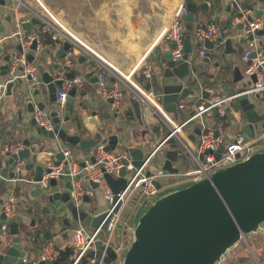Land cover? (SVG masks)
<instances>
[{"label":"crops","instance_id":"obj_1","mask_svg":"<svg viewBox=\"0 0 264 264\" xmlns=\"http://www.w3.org/2000/svg\"><path fill=\"white\" fill-rule=\"evenodd\" d=\"M29 1L33 9H40V5L36 0ZM40 1L66 30L77 37L80 35L83 38V42L91 51L96 53V55L102 56L110 65L123 73L127 79L133 81V83L145 91L153 92L156 99L161 102L160 92L163 69L168 64V54L172 53V49L174 48V42L165 37L162 31L169 23V19L167 20L171 12H169V10L175 9L178 0H169L171 3V5H169V10H166V7L155 5L156 0H67V5H64V3L62 4L63 0ZM195 1L199 4L206 2L209 9L207 11L199 10L195 14L194 21H186L185 19L183 23L184 34L186 35L185 37L190 39L194 48V53H192L191 56L195 55V57H198L197 54L203 47L208 49V53L210 54V60L208 62L209 71L194 74L193 77L198 79V84L194 86L197 90L196 95L189 96L179 101V103L184 104V107L178 106V112H168L177 122H184L193 112L194 107L205 102L209 94L226 95L237 93L243 86V83L250 80L245 72L246 62L243 61L242 58L247 46L246 41L242 40V37L237 36L241 27H233L231 25L232 17L239 12L237 7L235 5H230L228 0ZM216 1L218 2L216 3ZM254 1L255 0H242V3L244 7L253 9V17H258L257 11L264 10V3L260 2L257 7H253ZM160 2L163 3L164 0ZM17 4V1L7 0L0 5V19L5 26V31H3L2 34L5 36L11 35L15 30L17 16H23L25 19H30L29 21L34 19L33 14L24 7H18V13L15 14L12 8L17 7ZM10 11H12V13H10ZM8 17H11V19L8 20ZM262 18H264V14ZM208 22L217 23L221 27L225 37L232 39L230 53L226 52L225 42L219 46L213 45L209 47L205 45V42L200 43L196 41L194 35L196 27L199 24ZM33 28H35L41 36L37 50H32L30 48V51H28V54L33 53L35 55V60L30 63L36 68V77L39 76V73L41 77V72L44 70H48L51 73H59L63 68L65 55L63 57H57V51L63 46L64 42L60 40L57 45L54 44L49 36L50 31L44 23H34ZM3 44H5V47L0 52L1 73V67L6 65L7 68L13 53L21 50L20 41L17 37H9ZM232 49H234L235 52H232ZM7 55H10L9 60H5ZM81 55H85L86 60L80 61ZM91 57L95 58V64L90 62ZM71 60L72 64L69 66V72L74 73V78H79L81 82L78 85H74L77 87L75 96L69 95L67 107L64 109V113L61 114L62 117L65 115L70 116L71 120L63 125L68 126L73 133H75V131H80L83 132L84 137H92L96 130L90 123H83V117H88L90 119H92L91 117H95L97 120H105L102 117L105 114L110 115L107 121L110 127L105 132V135L119 133L122 138L121 143L118 145L119 149H127L128 146L135 145L143 147L145 149L144 152L146 154L148 152L149 154L155 148V145L168 135L170 130L167 123L160 118L158 114L144 107L143 102L142 110L145 114L144 117H146L145 121H139L137 119L133 104V100L137 99V89L124 79L120 80V78L114 76L110 69L97 60L92 53L88 54L85 51L77 49ZM197 62L202 63L203 58L198 57ZM56 64L60 65L58 70H55ZM148 72L151 73L150 77H147ZM99 73H104L109 81H120L124 92V99L123 105L118 111H113L108 101L100 94L98 86ZM40 87L44 88L43 85H40ZM203 90L207 93L205 97L203 96ZM15 92V96L4 97L3 101L0 103V148L4 144L13 143L17 140L23 141L28 148L34 146L39 149V145L43 144V151L31 152L30 154L31 158L34 159L37 164L42 163L43 165L47 157L44 152L53 150L52 147L55 143L58 146L62 142L54 140L46 144L47 141L43 138L41 142L33 140L36 134V127L32 126L29 120L33 117L34 113L32 115L27 113L24 110L23 104L16 105V89ZM47 100L48 99H46V101ZM6 103L8 104L6 105ZM233 103L239 106L237 100ZM20 109H23L22 114H18V110ZM41 110L49 111L47 108ZM116 113L119 114V117H116ZM240 116L243 121L242 113ZM20 117L22 118L20 119ZM205 118L213 123L220 120L215 111H211ZM119 120H122V126L125 129H131L129 133L119 128L117 124ZM236 121L237 122L234 123L232 115L227 116V118L223 120L230 131H234V126L238 123L239 130H241L240 123L242 121ZM79 125L80 127H77ZM197 125L200 124L194 123L187 126L185 130L188 134H191ZM78 128L80 129L78 130ZM199 134L200 132L197 135L196 141L199 138ZM123 139L125 140L122 141ZM177 142L179 145V140H177ZM94 147L95 146H93L90 151L81 149L86 155L80 156L76 152L75 148L77 147L73 146L77 156L81 159L89 157ZM116 149H118V147ZM1 158L3 163L7 159V157L3 156ZM179 159L184 166L190 165L188 157L182 152L179 153L177 161ZM20 161L25 162V160ZM15 165H17V162ZM5 167L6 166L3 165L0 170L1 175H3L2 178L6 179L3 182L4 190H2L0 194V199L4 201L9 194L16 195L19 199L18 213L23 216L19 235L27 250L25 259L31 261L32 264L38 259L40 247L48 240H54L56 244L61 247L62 254L66 253L67 250L68 253L62 260L61 257H59L51 264H55L58 261H60V263L68 261V255L71 250L69 246L71 238L70 229L74 227V224H72L63 231L65 225L62 219L68 216V212L64 210L62 213L57 212L54 214L52 211V204L49 203L47 199H44V193H42L40 197L31 194L33 188L37 185H31V180L35 173L34 168L30 170L22 169L25 175H16L13 177V180H11V177L7 175L8 170H5ZM21 177L24 178V180L20 181L17 179ZM60 189L62 191L65 190V188L62 187H60ZM100 196L99 193V197ZM39 199H41V202L36 201ZM40 205H43V209H41ZM58 205L62 208L66 207H63L61 201L55 202V208L58 207ZM1 206L2 203H0V210ZM56 216L58 218L54 220ZM8 231L9 227L7 232ZM46 231L52 233L50 238L45 237ZM254 233L257 234L256 231ZM254 233L248 234L250 238L248 240L245 237L247 249L242 251L236 250L233 256H228L223 258L222 261H218L219 264H264V240L262 242H256L252 238ZM261 234L262 236L259 235V237L264 239V233Z\"/></svg>","mask_w":264,"mask_h":264},{"label":"water","instance_id":"obj_2","mask_svg":"<svg viewBox=\"0 0 264 264\" xmlns=\"http://www.w3.org/2000/svg\"><path fill=\"white\" fill-rule=\"evenodd\" d=\"M260 2L264 3V0H255L252 6L257 7ZM1 3L3 4L5 1L2 0ZM185 3L188 9L185 16L186 21H194L195 14L199 10L207 11L209 9L206 2L199 4L195 0H185ZM263 14L264 10L257 11L258 17H262ZM9 19L11 17H8ZM249 19H252V17L250 16ZM39 22L37 18H34L26 22L23 27L25 30H29L34 26V23ZM3 31H5V26L0 19V33ZM257 34L262 37L260 43L264 47V27L259 29ZM225 43L226 52L230 53L232 39L227 38ZM205 45L212 47L214 44L209 40H205ZM71 46L70 41H64L63 46L57 51V57H63ZM4 47L5 44L0 46V52ZM37 47V41L35 40L31 45V49L37 50ZM232 52H235V50L232 49ZM192 53H194L192 43L188 37H185L182 60L175 62L171 53L167 56L168 64L163 69L160 99L163 108L169 113L178 112L179 101L196 95L197 90L194 86L198 84V79L194 78L193 75L198 72L209 71L210 54L207 53L203 57V62L198 63V57L191 56ZM9 58L10 55H7L5 60H9ZM27 59L29 62H33L35 55L29 53ZM81 60H86V56L81 55ZM90 62L95 64V58L91 57ZM59 66L56 64L55 70H58ZM1 69L4 75L6 65H3ZM66 76L72 78L74 73L69 72ZM36 78L29 74L26 78L9 81L5 93V97L15 96L16 89V105L23 104L24 110L31 115L37 108H47L49 110L56 125L55 129L46 130L42 126H37L35 119L31 117L29 123L36 127L33 140L41 142L43 138L47 141L46 144L54 140L61 141L79 149L90 151L93 146H96L100 138H104L108 141L107 150H114L119 147L118 145L122 139L119 133L105 135L110 127L107 122L110 115L104 114L102 117L105 120H97L95 117H91L92 119L83 117V123H90L96 130L92 137H84L83 132L80 131L73 133L68 126L63 125L71 118L69 115L62 117L61 112L55 105L57 91L63 83V80L59 79V73L44 70L41 72V77L39 73ZM255 79L256 77L253 75L251 80L244 82L238 91L242 93L237 97L243 119L240 123L241 130L247 134L246 141L261 131L264 122V113L259 112L250 97L243 93ZM40 85H43L44 88ZM76 89L77 87L73 86L69 91V95L75 96ZM202 92L205 97L207 95L206 91L203 90ZM257 97L259 96L257 95ZM46 99L48 100L46 101ZM133 104L137 119L145 121L142 100L138 95L137 99L133 100ZM22 112L23 109L18 110V114H22ZM116 117H119L118 113H116ZM121 121L117 122L119 128L129 133L131 129H125ZM77 127H80V125ZM200 129L201 125H197L194 131L189 134L193 141H196ZM57 147L55 143L52 149L56 151ZM43 149V144L39 145V149L34 146L31 148L26 146L18 154L8 156L6 160L4 159L5 164L0 155V170L5 165V170H8L7 175L13 180L16 175H25L22 170L20 173L14 170V165L19 160H25L22 169L30 170L34 168L35 173L31 185H37L33 188L31 194L40 197L44 193V199H47L53 208H55V202L57 201H61L63 207L66 206L63 209L67 210L68 216L62 219L65 225L63 231L76 221H82L91 228L101 226L103 230H106L112 214L119 210L122 203L119 193L125 190L127 186L126 169H122L119 178H113L110 174L105 175L112 192L115 194V208L113 211L99 214L83 213V210L79 211L70 199L72 186L68 176L64 177L67 182L63 191L57 186L55 179H51L50 189H44L39 185L38 182L42 179L44 168L42 163L37 164L30 154L31 152L43 151ZM128 149L133 157V164L136 167L142 166L144 158L147 157L144 152L145 149L135 145L128 146ZM179 153L177 139L175 136H171L152 158V164L153 160L158 158L160 160L158 166L176 172L178 169L174 166V163L177 161ZM56 157L62 159V152H57ZM92 159L95 160L94 157ZM82 164L84 165V163ZM2 177L3 175L0 173V194L4 190L3 182L6 180ZM22 180L24 178L21 177L20 181ZM155 184L157 187L161 185L159 181H155ZM92 185L97 187L95 182H92ZM36 201L41 202V199ZM2 202L3 200L0 199V203ZM40 207L43 209V205H40ZM57 218L56 216L54 220H57ZM4 219H6V215L0 210V225ZM22 222L23 216L18 214L11 220L8 232H2L0 228V264H31V261L25 259L27 250L19 235ZM262 222H264V150L257 151L248 159L215 172L210 178L185 185L181 189L166 193L155 200L141 216L135 228V239L124 256L123 264H216L228 247L234 246L246 234L258 230ZM51 236L52 233L46 231L45 237L50 238ZM235 240L237 241L232 244ZM101 244V240H99L96 245L100 246ZM89 254L95 256V251L92 250ZM117 257L116 251L110 247L105 262L112 264ZM39 264L50 263L40 260ZM61 264H71V262L66 261Z\"/></svg>","mask_w":264,"mask_h":264},{"label":"built area","instance_id":"obj_3","mask_svg":"<svg viewBox=\"0 0 264 264\" xmlns=\"http://www.w3.org/2000/svg\"><path fill=\"white\" fill-rule=\"evenodd\" d=\"M1 1L0 5L2 4ZM14 1L18 2L17 7L12 8L14 13H18V7H24L29 10L34 18H37L41 23L46 25L50 31V39L54 44L57 45L60 40L63 42L68 40L72 43L71 48L65 54L63 68L59 72V79L63 80L62 86L57 91L55 102L59 111L67 107L70 89L81 82L79 78H68L66 76L69 73V66L72 64V56L79 49L88 54L92 53L97 60L110 69L114 76L120 78V80L124 79L137 89L138 96L141 98L144 107L158 114L167 123L170 130L168 135L147 154V157L144 158V163L140 167H136L133 164V157L128 148L119 149L118 147V149L107 150V141L104 138H100L92 154L83 159L77 156L73 146L63 142L58 145L56 151L47 150L44 152L47 157L43 164L44 171L42 179L38 182L39 185L44 189H50L51 179H55L58 187L65 188L64 185L67 180L64 177L68 176L72 186L70 199L79 211L97 196V191H99L105 207L95 214L113 211L115 208V194L112 192L105 175L110 174L113 178H119L122 169H126L127 186L125 190L119 193L122 203L119 210L112 214L107 229L103 230L101 226L91 228L82 221H78L70 229L71 238L69 246L71 250L68 255V261L71 264H107L105 258L109 253L110 247L116 251L118 255L117 259H120L124 244L123 242L116 244V236L120 233L122 226L128 224L131 220V216L126 217L125 214L129 204L133 200L137 207H148L161 197L158 196V193L165 188L176 184L189 185L205 178H210L215 172L244 161L257 151L264 150V122L261 131L257 132L254 137L249 138L248 141H246V133L241 130L236 132L230 131L229 127L223 122L229 115L233 116L234 123L237 122L236 120L242 121L240 116L241 108L233 103L242 92L226 95L209 94L205 102L194 107L193 112L184 122H177L163 108V105L156 99L153 92L145 91L133 83V81L127 79L123 73L110 65L102 56L96 55V53L91 51L83 42V38L78 34L80 39L66 30L40 0H36L40 5L39 10L33 9L29 0ZM228 1L230 4L235 5L239 11L232 17L231 25L233 27L241 25L237 36L244 38L247 44L242 57L243 61L246 62L245 72L250 80L253 75L256 77L255 81H252L243 92L253 101V96L257 97L258 95L259 97L257 98L264 96V47L260 43L262 37L257 34V31L264 27V18L253 17V9L244 7L242 0ZM187 13L188 9L185 0H182L181 5L170 19L167 27L162 31L165 37L174 42L171 54L175 62L181 61L184 54L185 37L183 35V23ZM250 16L252 19H249ZM29 20L23 18V16H17L13 33L7 36L0 33V45L13 36L19 39L21 46L19 52L13 53L7 65L6 74L3 75L0 71V103L5 97L9 81L16 80L17 78H26L29 74L37 79L35 75L36 68L28 61L27 55L33 41L36 40L37 46L39 45L41 36L33 27L30 30L23 29V25ZM194 35L200 43L209 40L215 46L222 45L227 39L221 27L215 22L199 24L196 27ZM207 53L208 49L203 47L197 55L199 58H203ZM150 76L151 73L148 72L147 77ZM2 78H5V80H2ZM98 86L100 94L108 101L111 109L113 111L121 109L124 92L120 81H109L104 73H99ZM178 106L184 107V104L178 103ZM257 109L259 112L264 113V104ZM211 111H215L217 114L220 119L218 122L213 123L205 118ZM33 118L37 126H42L46 130L55 129L56 125L49 111L37 109L33 114ZM194 123L201 125L197 141H193L185 130L187 126ZM171 136H175L179 140L180 144L178 148L180 152L188 157L190 162L189 166H184L183 168L177 167L174 164L178 169L176 172L163 169L161 166L155 167L152 164V158ZM25 148L26 144L21 140H17L13 143L2 145L0 155L4 157L12 156ZM57 152H62V159L56 157ZM23 164L24 162L19 160L14 170L20 173ZM17 179L20 180V178ZM155 181L161 183L160 187L156 186ZM92 182L97 183V187H94ZM18 203V197L13 194L7 195L2 202L1 212L6 215V219L2 220L0 225L2 232H7L11 220L19 214ZM129 230L133 233L134 241L135 228L129 227ZM99 240H101L102 244L97 246L96 244ZM92 250L95 251V256L89 254ZM61 253V247L54 240H48L40 247L38 259L32 264H39L40 260L51 264L61 256Z\"/></svg>","mask_w":264,"mask_h":264},{"label":"rangeland","instance_id":"obj_4","mask_svg":"<svg viewBox=\"0 0 264 264\" xmlns=\"http://www.w3.org/2000/svg\"><path fill=\"white\" fill-rule=\"evenodd\" d=\"M160 1L161 0H156V4L155 5H157L159 7H166V10L170 9L169 5H171V3H170L169 0H164L163 3H161ZM181 1L182 0H178V4L175 7V9L169 10V12L170 11L171 12H170V15L167 17V20L169 19V21H170V19L174 16L176 10L181 5ZM63 3H64V5H67L68 1L67 0H63L62 4ZM1 9H2V7H1ZM10 13H12V11H10ZM2 80H5V78H2ZM252 100L256 103L257 108H259L262 104H264V96L261 97V98H257V97L253 96ZM60 112L63 114L64 110L60 109ZM175 118H178V117H175ZM238 130H239V123L234 126V132H236ZM75 149H76L77 154H79L80 156L86 155V153L82 152L81 149H79V148H75ZM147 154H148V152H147ZM159 163H160V160L158 158H155L153 160V164L155 166H158ZM175 164L177 165V167H180V168L184 167V165L182 164L180 159L178 161H175ZM184 186H185V184H176L174 186L165 188L163 191L158 193V196H162V195H164L166 193H169V192H172L174 190L181 189ZM92 204H93V206H92ZM104 207H105L104 201H103L101 196L99 197V191H97V196L94 197V199H92V201L90 203H87L83 207L82 210H83V213H93V214H95V213H98L101 210H103ZM148 207H143V206L137 207V206H135V201L134 200L129 204V206L127 208V212H126L125 215H126V217H128V216L130 217L131 216V218H130L131 220H130V222H128V224L122 226V228L120 229V233L116 236V244L119 243V242H123L124 248H123V251L121 252L120 259L119 258L116 259L112 264H123L124 263V256H125L127 250L130 248V246L133 243V233L129 230V227L136 228L137 224L140 221L141 216L143 215L144 212L147 211ZM52 211H53L54 214H56L57 212H61L62 213L64 211V209L60 205H58V207H56L54 209L52 208ZM76 223H77V221L74 222V225ZM254 232L255 231H252L250 233H254ZM250 233H248V234H250ZM256 233L257 234H255V233L253 234L252 238L256 242H262L264 239L259 237V235L262 236L261 233H264V222H262L260 224V227H259L258 230H256ZM248 234L245 235L247 240L250 239ZM255 235H257V236H255ZM245 237L239 239L234 246L228 247L224 251V253L221 255L219 262L222 261L223 258H225V257L233 256L236 250L242 251V250L247 249V245H246L247 243L245 241ZM256 237H258V238H256ZM219 262H217L216 264H219Z\"/></svg>","mask_w":264,"mask_h":264},{"label":"trees","instance_id":"obj_5","mask_svg":"<svg viewBox=\"0 0 264 264\" xmlns=\"http://www.w3.org/2000/svg\"><path fill=\"white\" fill-rule=\"evenodd\" d=\"M183 35H184V37L186 36L184 33H183ZM230 64H232V63H230ZM230 64H229V65H230ZM229 65H228V66H229ZM227 68H228V67H227ZM67 253H68V250L66 251V253H63V254L61 253V256H60V257H61V260H62V258H64V256H66ZM64 254H65V255H64ZM55 264H61V263H60V261H58V262L55 263Z\"/></svg>","mask_w":264,"mask_h":264},{"label":"bare ground","instance_id":"obj_6","mask_svg":"<svg viewBox=\"0 0 264 264\" xmlns=\"http://www.w3.org/2000/svg\"><path fill=\"white\" fill-rule=\"evenodd\" d=\"M215 79V78H214ZM237 240H235L232 244H234Z\"/></svg>","mask_w":264,"mask_h":264}]
</instances>
